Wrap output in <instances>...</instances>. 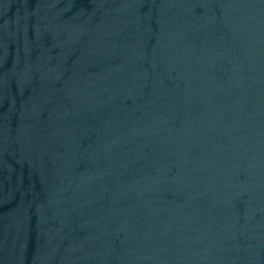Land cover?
<instances>
[{
  "label": "water",
  "instance_id": "95a60500",
  "mask_svg": "<svg viewBox=\"0 0 264 264\" xmlns=\"http://www.w3.org/2000/svg\"><path fill=\"white\" fill-rule=\"evenodd\" d=\"M0 264H264V0H0Z\"/></svg>",
  "mask_w": 264,
  "mask_h": 264
}]
</instances>
